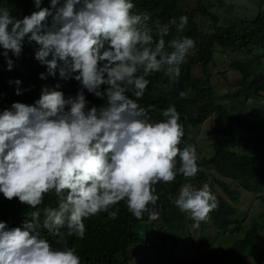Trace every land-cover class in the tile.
Here are the masks:
<instances>
[{"label":"clouds","instance_id":"9594fccd","mask_svg":"<svg viewBox=\"0 0 264 264\" xmlns=\"http://www.w3.org/2000/svg\"><path fill=\"white\" fill-rule=\"evenodd\" d=\"M34 2L39 10L23 18L0 8V55L8 70V53L19 57L27 38L39 46L35 59L50 75L57 69L62 78L78 73L74 79L82 89L104 104L89 107L83 91L65 98L44 89L34 105L13 102L0 113V193L34 209L21 227L9 229L0 221V264H81L62 229L83 239L84 220L102 212L116 218L119 208L110 209L121 201L142 219L159 199L155 185L200 171L195 146L179 147L184 128L175 106L161 109L162 118L154 120L149 113L155 106L138 102L154 74L166 78L161 87L170 90L195 41H166L173 26L184 31L186 16L179 23L151 21L149 13L133 12L132 0H50V8ZM49 193L57 204L41 209ZM175 204L195 227L218 207L208 184L184 183ZM42 228L59 237L62 247L43 238Z\"/></svg>","mask_w":264,"mask_h":264},{"label":"trees","instance_id":"16d2710c","mask_svg":"<svg viewBox=\"0 0 264 264\" xmlns=\"http://www.w3.org/2000/svg\"><path fill=\"white\" fill-rule=\"evenodd\" d=\"M132 2L135 4L133 12H147L151 21L167 23L175 18L179 23L180 17L186 16L184 31L177 32L173 26L166 41L185 36L195 41L193 53L188 54L186 63L182 65L181 75L170 90L165 91L161 87L162 83H167L166 78L162 79L159 73L154 74L147 77L150 83L138 102L144 107L155 106V110L149 113L154 120L162 118L161 109L175 106L180 114L179 123L184 128V136L179 145L181 150L187 146L189 127H196L211 114L215 115L212 134L217 139L216 147L211 156L197 159L200 171L194 178L185 180L182 175L177 174L173 182L155 185L159 199L155 205L148 206L142 219H136L127 210L125 202L121 201L110 209L114 211L119 208L116 218H110L106 212L86 218L83 239L75 235L67 236V230L62 229L64 239L69 247L76 249L81 264H247L252 254L257 264H261L256 255V244L264 231V194L259 196L263 206L259 220L253 219L249 224L241 222L235 206L219 199L218 207L209 214L214 226L229 229L228 235H222L225 240L229 239V245L218 247L211 244L191 258L183 256L174 249V244H169L159 235L160 229L150 221V212H160L167 227L175 232L177 238L188 235L187 224L192 218L180 211L173 200L184 183L198 182V188L202 187V183L211 176L207 172L209 169L215 170L221 178L236 181L250 193L264 192V114H260L255 108L243 109L249 99L264 97V3L259 0L258 10L251 15L230 18L228 14L215 11L214 5L207 4L206 0ZM50 6V0H40V8ZM4 7L9 9L14 18H23L39 10L34 0H0V8ZM223 7L227 9V3ZM199 18L207 20V27H210L208 31L204 30L205 24H200ZM50 21L51 17L46 23ZM38 47L35 42L30 43L25 38L19 57L8 53V58L13 61L11 70L7 68L5 57L0 55V113L9 109L13 102L34 105L44 89L61 91L65 98L75 97L78 91H83L89 107L104 104V100L82 89L80 82L74 79L78 73L62 78L57 69L55 75H50L47 65L35 59ZM227 50L236 55L229 66L242 76L239 88L231 94H225L230 95L237 103L231 109L216 101V91L210 83L208 71L214 56ZM3 51L0 47V53ZM196 66L201 68L202 75L193 74ZM41 74L44 78H41ZM17 80L19 84L16 83ZM17 89L20 91L19 95L16 94ZM103 89L104 86H101V91ZM182 91L186 93L183 98L179 95ZM215 180L232 200H238L236 189L229 188L223 180ZM208 185L211 189V184ZM56 204L55 194L49 193L39 207H55ZM32 211L34 209L19 202L18 198L9 200L0 193V221L5 222L7 228L21 227L25 220L30 219ZM40 231L41 236L54 248L62 247L56 243L59 237L43 228ZM204 241L201 237L200 244ZM142 249L151 251L148 256L135 259L133 252Z\"/></svg>","mask_w":264,"mask_h":264},{"label":"rangeland","instance_id":"374dc122","mask_svg":"<svg viewBox=\"0 0 264 264\" xmlns=\"http://www.w3.org/2000/svg\"><path fill=\"white\" fill-rule=\"evenodd\" d=\"M263 3L264 1L261 0ZM206 3H211L214 5L213 9L215 11H220V14H228L230 18L233 16L243 17L245 14L251 15L255 13L260 4L259 0H206ZM224 3H227V9L223 7ZM264 7V4H263ZM212 9V10H213ZM200 24H205L203 26L204 30H209L207 27L206 19H200ZM193 53V49L190 50L189 54ZM236 55L231 54L229 50L220 51L214 56V60L209 65L208 71L210 73V83L216 91V101L225 105L228 109H231L234 102L230 95H225L227 93L231 94L239 88V80L241 79V73L237 70L232 69L229 64L232 62ZM262 66L264 67V58L262 59ZM193 74L195 76L202 75L200 67L193 68ZM237 107H239L237 105ZM255 108L260 114H264V97L258 99H249L243 106L244 110ZM215 115H210L202 124L196 127H189L188 129V140L187 146H195L196 154L198 159L203 157H208L213 154L216 147L217 139L213 136L212 130L215 126ZM239 130V129H238ZM211 176L204 181V184H211V191L219 199L235 206L238 210L237 215L239 219L244 224H249L253 219L259 220V215L263 211V206L260 202L259 196L262 193H250L244 190L236 181L231 179L221 178L217 172L213 169L207 170ZM216 179L223 180L226 185L231 189H236L238 191V200H232L231 197L221 188V186L216 182ZM193 187L198 188L199 183H191ZM178 197V195L174 198ZM155 218H151L152 216ZM150 221L160 229L159 235L165 239L169 244H174V249L181 253L183 256L191 258L194 254L199 252L202 248L213 244L218 247H227L229 245V239L225 240L222 235H228V230H223L213 225L210 214L209 219L205 222H201L199 227H195V221L191 219L189 224H187L189 229V234L182 235L177 238L175 232L167 227L164 222L160 212L152 210L150 212ZM231 228V227H230ZM224 232V233H222ZM239 235V234H237ZM201 237L204 238V242L200 244ZM222 237V238H220ZM150 249H142L133 252L135 259L143 258L149 255ZM256 255L259 257L261 264H264V231L262 232L261 238L256 244ZM247 264H257L254 259V254H252Z\"/></svg>","mask_w":264,"mask_h":264}]
</instances>
